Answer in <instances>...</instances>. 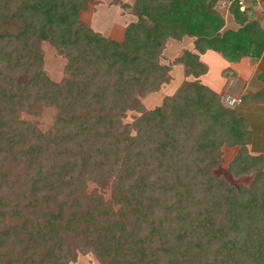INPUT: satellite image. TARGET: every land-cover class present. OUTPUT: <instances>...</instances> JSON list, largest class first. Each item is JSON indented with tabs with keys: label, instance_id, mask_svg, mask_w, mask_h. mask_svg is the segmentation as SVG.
Masks as SVG:
<instances>
[{
	"label": "trees",
	"instance_id": "obj_1",
	"mask_svg": "<svg viewBox=\"0 0 264 264\" xmlns=\"http://www.w3.org/2000/svg\"><path fill=\"white\" fill-rule=\"evenodd\" d=\"M86 1L0 0V264L79 253L102 264H264V155L249 152V121L199 79L208 50L256 63L264 27L238 0L228 4L236 29L217 9L229 0H134L118 41L82 22ZM184 37L183 81L146 110L141 97L173 80L159 61L167 40ZM40 41L67 57L60 82ZM48 107L45 133L20 116ZM224 148H236L228 170L250 183L215 174Z\"/></svg>",
	"mask_w": 264,
	"mask_h": 264
},
{
	"label": "rangeland",
	"instance_id": "obj_2",
	"mask_svg": "<svg viewBox=\"0 0 264 264\" xmlns=\"http://www.w3.org/2000/svg\"><path fill=\"white\" fill-rule=\"evenodd\" d=\"M134 0H88L85 2V8L80 13V19L92 30L97 31L108 38L122 40L124 31L130 22L136 20L133 14L132 5ZM228 4L221 1L217 4V9L222 14L225 21V29H236L238 24L228 12ZM246 7L250 8L249 16L251 19H256L262 27H264V0H258L254 3L252 0L246 1ZM193 39L184 37L176 40L170 38L167 40L164 50L160 55V63L169 65L173 80L170 84L162 86L159 91L148 92L141 101L146 110L154 109L162 104L165 96L173 94L176 88L184 79L183 68L175 63L177 55L184 49L192 46ZM39 47L43 56V69L49 78L54 82H60L67 76L66 65L67 57L54 47L49 41H40ZM203 60L209 67V72L205 79L208 84L219 86L222 81L221 71L228 66V62L215 52H209L203 56ZM255 81V82H254ZM249 87L251 90L256 89V80ZM219 84V85H218ZM239 99V98H238ZM242 103V99H240ZM238 103V104H240ZM237 105V104H236ZM233 106L234 108L236 107ZM251 123L254 133V146L259 150H264V120L258 118V115L252 110H242ZM241 111V112H242ZM138 115L137 112L128 113L125 122H132L133 118ZM21 118L31 121L41 132L45 133L52 128L55 121V110L53 108H44L37 114L21 113ZM236 153V148H224L222 162L215 170V174L230 182L233 185L248 184L252 180V175H242L235 177L229 170L228 165ZM264 155V152H261ZM95 187L94 184H89V190ZM101 191V190H100ZM106 198L110 197L109 185L105 190L101 191ZM69 264H102L92 253L81 254L69 262Z\"/></svg>",
	"mask_w": 264,
	"mask_h": 264
},
{
	"label": "crops",
	"instance_id": "obj_3",
	"mask_svg": "<svg viewBox=\"0 0 264 264\" xmlns=\"http://www.w3.org/2000/svg\"><path fill=\"white\" fill-rule=\"evenodd\" d=\"M185 50H193V43L191 47L186 48L183 51ZM183 51L179 55H181ZM211 51L212 50H208L205 53L200 55V60L206 66L207 64L203 60V56H205ZM212 52H215V51H212ZM215 53L219 55L220 57H222L217 52ZM179 55H177V57ZM227 62H228V66L221 71V75L223 79L220 85L218 84L219 86L208 84L207 82L203 80L205 79V76H207L209 72L208 66H207L208 68L207 73L202 75L199 78L200 81L203 84L209 86L214 91L220 94H223L225 96H233L239 99L246 97L242 103L237 104L235 107L238 114L248 120L247 116L243 114L242 110H246V112L248 110H252L253 113L258 115V118L260 117V119L264 120V53L256 63H253L249 57H243L238 62H229V61ZM254 80L258 82L256 84L257 87L256 89L251 90V88L249 87L252 85ZM249 125H250V129L252 132V140L248 146L249 152L252 154H261V152H264V150H261V149L259 150V148H256L254 146L253 144L254 133L252 131L250 122H249Z\"/></svg>",
	"mask_w": 264,
	"mask_h": 264
},
{
	"label": "built area",
	"instance_id": "obj_4",
	"mask_svg": "<svg viewBox=\"0 0 264 264\" xmlns=\"http://www.w3.org/2000/svg\"><path fill=\"white\" fill-rule=\"evenodd\" d=\"M234 1V0H229V4ZM239 1V4H240V10L241 11H245L246 9V1L248 0H238ZM258 1V0H257ZM241 100L236 98V97H233V96H227L226 97V103L229 105V106H235L236 104L240 103Z\"/></svg>",
	"mask_w": 264,
	"mask_h": 264
}]
</instances>
